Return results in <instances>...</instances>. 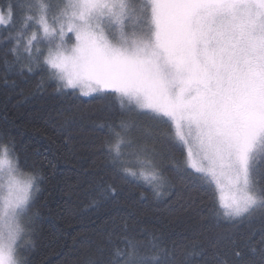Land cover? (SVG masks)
<instances>
[{"label":"snow or ice","instance_id":"obj_1","mask_svg":"<svg viewBox=\"0 0 264 264\" xmlns=\"http://www.w3.org/2000/svg\"><path fill=\"white\" fill-rule=\"evenodd\" d=\"M0 66L102 105L101 199L106 175L159 196L183 173L185 211L248 227L209 254L124 223L84 264H264V0H0ZM46 163L0 133V264H33Z\"/></svg>","mask_w":264,"mask_h":264},{"label":"trees","instance_id":"obj_2","mask_svg":"<svg viewBox=\"0 0 264 264\" xmlns=\"http://www.w3.org/2000/svg\"><path fill=\"white\" fill-rule=\"evenodd\" d=\"M3 76L0 66V133L7 131L28 153H43L51 161L45 164L37 193L33 264H84L89 242L124 223L163 236L178 249L198 244L209 254L220 233L248 230L244 224L233 228L222 218L217 222L206 210L202 215L185 211L189 188L183 173L166 171L170 184L159 196L106 175L118 195L115 200L101 199L94 174L104 164L98 130L102 105L80 102L88 97L68 100L47 84L37 88L38 77L11 76L15 84H5ZM69 107L72 119L65 121Z\"/></svg>","mask_w":264,"mask_h":264},{"label":"clouds","instance_id":"obj_3","mask_svg":"<svg viewBox=\"0 0 264 264\" xmlns=\"http://www.w3.org/2000/svg\"><path fill=\"white\" fill-rule=\"evenodd\" d=\"M8 179L9 177L6 169L4 172H0V185L6 184Z\"/></svg>","mask_w":264,"mask_h":264},{"label":"rangeland","instance_id":"obj_4","mask_svg":"<svg viewBox=\"0 0 264 264\" xmlns=\"http://www.w3.org/2000/svg\"><path fill=\"white\" fill-rule=\"evenodd\" d=\"M218 194V193H217ZM219 195V194H218Z\"/></svg>","mask_w":264,"mask_h":264}]
</instances>
